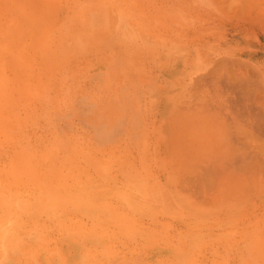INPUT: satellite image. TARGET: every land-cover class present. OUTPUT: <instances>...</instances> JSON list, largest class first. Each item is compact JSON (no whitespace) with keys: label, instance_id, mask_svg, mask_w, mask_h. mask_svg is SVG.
<instances>
[{"label":"rangeland","instance_id":"obj_1","mask_svg":"<svg viewBox=\"0 0 264 264\" xmlns=\"http://www.w3.org/2000/svg\"><path fill=\"white\" fill-rule=\"evenodd\" d=\"M33 1L0 0V264L46 263L55 246L74 247L71 262L80 247L88 262L113 261L136 245L131 231L173 247L177 238L154 232L221 230L208 222L222 217V190L202 176L205 143L182 148L174 124L205 117L208 86L224 72L256 80L247 64L207 57L225 38L208 30L207 13L237 17L244 0ZM240 29L264 53L257 25ZM163 119L166 141L149 122ZM130 164L142 179L126 185ZM192 240L224 244L221 233Z\"/></svg>","mask_w":264,"mask_h":264},{"label":"crops","instance_id":"obj_2","mask_svg":"<svg viewBox=\"0 0 264 264\" xmlns=\"http://www.w3.org/2000/svg\"><path fill=\"white\" fill-rule=\"evenodd\" d=\"M244 1L247 3L246 0ZM242 10L239 11L237 17L229 18L220 16V13L213 16L207 13L206 27L208 30L213 26V34H217L220 30L223 31V35L225 33L220 51L216 52L213 49L207 57L208 60L212 58L213 61L217 59L224 62L237 61L247 64L253 68L250 70L253 73L249 71L248 78L256 80L248 81L247 85L243 86L242 82L239 84L226 81L227 76L224 72L223 80L219 81L218 85H215V80L213 81L212 92L210 91L211 86H208V94L212 93L213 96L206 104L205 117L196 115L191 119H180L179 123L174 124L173 137L176 141L180 140L182 148L188 142L194 146L198 143H205V154L202 156L208 159V168H211L212 163V168L215 170L214 166L220 161L221 167H224V170H221L223 172L222 184L215 185L214 177V186L208 185L210 190L215 188L222 190V217L211 219L208 216V222L221 221L222 229L206 232L187 229L166 231V233L160 230L154 232L158 236L169 234L165 237L177 238L178 240L175 241L177 245L173 247H152L148 241L149 233L151 234L152 231L136 230L131 231L136 238V245L131 247L132 251L126 257L121 256L113 261L88 262L82 257L85 252L81 250H85V247H80L79 261L71 262L70 255L77 253L73 251L76 249L69 246H55L52 249L53 253L57 254L56 258L46 263L36 264H264L262 261V255H264V121H262L264 120V53L260 51L258 42L253 43L251 40L245 42V38L241 36L240 25L246 15V11ZM197 20L199 21V18ZM200 21L202 22V18ZM213 77H215V71ZM224 87L227 90H224ZM149 122L154 125L155 136L161 137L162 135L163 140L166 141L167 129L165 128L171 124H168L165 119L158 123L151 122V120ZM228 129L232 132L230 133ZM196 156L198 157V154ZM225 166H229L228 171ZM214 170L213 176L215 175ZM199 233L207 234L208 237L221 233L224 244L218 247L203 245L198 240H192V237H198ZM188 237L190 240L186 239Z\"/></svg>","mask_w":264,"mask_h":264},{"label":"bare ground","instance_id":"obj_3","mask_svg":"<svg viewBox=\"0 0 264 264\" xmlns=\"http://www.w3.org/2000/svg\"><path fill=\"white\" fill-rule=\"evenodd\" d=\"M36 1V0H35ZM35 1H33L34 3H35ZM232 1H235V0H232ZM247 1V3L245 4V3H243V2H241V1H239L238 2V4H240V2H241V7L243 6L244 7V5H242V3L243 4H245V6L246 7H242L241 9H243V10H245L246 11V15L244 16V19H243V22L245 23V22H248V23H250V24H254V25H257V27H258V31L260 32L259 33V35H260V37H261V45L262 46H264V0H246ZM32 2V3H33ZM31 3V4H32ZM60 3V2H59ZM237 2H235V4H236ZM47 4V3H46ZM234 4V3H233ZM232 4V5H233ZM34 5V4H33ZM39 5V4H38ZM43 5H45V4H43ZM48 5V4H47ZM50 5V4H49ZM51 6V5H50ZM237 6V5H236ZM239 6V5H238ZM44 7H46V5L44 6ZM36 8H37V6H36ZM47 8V7H46ZM38 9V8H37ZM45 8H43V10H44ZM93 9V8H92ZM255 9V11L253 12V10ZM40 10V9H39ZM107 10V9H106ZM108 10H109V8H108ZM242 10V11H243ZM245 11H243V12H245ZM34 12H35V10H34ZM76 12H77V10H76ZM31 14V13H30ZM40 14V13H39ZM72 14V13H71ZM244 14V13H243ZM27 15H28V13H27ZM72 16V15H71ZM70 16V17H71ZM75 16V15H74ZM70 19V18H69ZM73 19V18H72ZM71 19V20H72ZM29 20H30V18H29ZM28 20V21H29ZM78 21V20H77ZM41 22V21H40ZM33 23V22H32ZM74 23H75V21H74ZM24 24H27V23H24ZM23 24V25H24ZM31 24V23H30ZM41 24V23H40ZM33 26H36V25H34V23L32 24ZM31 25V26H32ZM46 25V24H45ZM42 26H38V28H41ZM49 27H51V26H49ZM36 27H34L33 29H35ZM45 28H47V26L46 27H44V28H42V31H45L46 29ZM45 29V30H44ZM29 31V30H28ZM33 31V30H32ZM34 31H36V30H34ZM39 30H37L36 32H38ZM27 32V31H26ZM30 33H34V32H30ZM81 33H83L82 32V30H81ZM88 33V32H87ZM39 34H41L40 32H39ZM25 35V34H24ZM36 35H37V33H36ZM93 35V34H92ZM27 36V35H26ZM26 36H24L25 38H26ZM30 36L32 37V35L30 34ZM7 37V36H6ZM35 37H37V36H35ZM35 37H33V39L35 38ZM9 38V37H8ZM17 39H19V38H17ZM257 39H258V37H257ZM23 40V39H22ZM82 40V39H81ZM86 40V39H85ZM31 41H32V38H31V40L29 41V44L31 43ZM247 66V65H246ZM23 67V66H22ZM249 68H251L250 66H249ZM250 70H252V69H246V70H244L245 71V73H244V76H247L248 74H249V71ZM251 72V71H250ZM255 72V71H254ZM251 73H253V72H251ZM251 75V74H250ZM246 80V79H245ZM244 80V81H245ZM241 81V80H240ZM239 83V82H238ZM237 83V84H238ZM246 84V82H242V84ZM240 84V83H239ZM244 84H243V86H244ZM227 85V84H226ZM232 85V84H231ZM237 86V85H236ZM241 86V85H240ZM234 87V86H233ZM226 88L224 87V90H225ZM230 89H234V88H230ZM257 89V88H256ZM227 90V89H226ZM231 90V91H232ZM234 90H236V89H234ZM229 92V91H228ZM223 93V92H222ZM230 94V93H229ZM250 94V93H249ZM253 96V95H252ZM255 96V95H254ZM253 96V97H254ZM247 97V96H246ZM261 98V97H260ZM232 99V98H231ZM235 99V98H234ZM251 99V98H250ZM260 100V99H259ZM229 101V100H228ZM256 101V100H255ZM254 101V102H255ZM258 101V100H257ZM230 102V101H229ZM249 103V102H248ZM250 104V103H249ZM244 105V104H243ZM248 105V104H247ZM230 107V106H229ZM243 107V106H242ZM228 108V107H227ZM241 108V107H240ZM245 108V107H244ZM224 109V108H223ZM242 109V108H241ZM230 110V109H229ZM236 110V109H235ZM240 111V110H239ZM243 112V111H242ZM241 113V112H240ZM249 113V112H248ZM233 114V113H232ZM249 115H251L252 116V114H250L249 113ZM250 116V117H251ZM261 119V118H260ZM227 120V119H226ZM231 120V119H230ZM229 120V121H230ZM228 121V120H227ZM262 121H264V120H262ZM230 125V124H229ZM235 125V124H234ZM232 127H233V125H231ZM228 127V126H227ZM231 128V127H230ZM227 129V128H226ZM229 130V129H228ZM238 130V129H237ZM244 130V129H243ZM230 131V130H229ZM232 131H230V133H231ZM243 133V132H242ZM247 133V132H246ZM234 134V133H233ZM241 134V133H240ZM248 135V134H247ZM227 136V135H226ZM229 136H231V135H229ZM243 136V135H242ZM228 138V137H227ZM231 139V138H230ZM223 140H225L224 138H223ZM237 140H239V139H237ZM230 141V140H229ZM232 141H234V140H232ZM212 146V145H211ZM210 146V147H211ZM228 146H231V145H228ZM262 147V146H261ZM176 148V147H175ZM233 148V147H232ZM177 149H178V147H177ZM176 149V150H177ZM227 149V148H226ZM234 149H235V147H234ZM230 150H233V149H231L230 148ZM258 150V149H257ZM235 152V151H234ZM236 152H237V150H236ZM243 152V151H242ZM176 153V152H175ZM230 153V152H229ZM239 153V152H238ZM171 153H169V155H170ZM180 154H181V152H180ZM180 154H179V156H180ZM236 154V153H235ZM166 155V154H165ZM182 155V157L184 156L183 154H181ZM202 154H200V156H201ZM230 155V154H229ZM253 155V154H252ZM171 157L173 156L172 154L170 155ZM191 156V155H190ZM193 156V155H192ZM198 156H199V154H198ZM207 156V155H206ZM249 156L251 157V155L249 154ZM165 157H167V155L165 156ZM187 157H189V156H187ZM205 157V156H204ZM208 157V156H207ZM156 159H157V157H156ZM186 159V158H185ZM225 159V158H224ZM249 159V158H248ZM180 160H183V158L181 159V157H180ZM216 160V159H215ZM226 160H227V158H226ZM178 161V160H177ZM177 161H175L176 163H177ZM186 161V160H185ZM210 161V160H209ZM232 161H233V159H232ZM242 161V160H241ZM249 161V160H248ZM187 162V161H186ZM202 162V161H201ZM210 162H212V161H210ZM213 162L215 163V161L213 160ZM227 162V161H226ZM169 162L168 161H166V159L163 161V164H162V166L161 165H159V167H160V169H161V171H163L164 173H165V175H167L166 174V169H167V164H168ZM229 163H231V162H229ZM228 163V164H229ZM236 163V162H235ZM238 163V162H237ZM251 163V162H250ZM182 164L184 165V161L182 162ZM239 164V163H238ZM255 164H257V163H255ZM177 165V164H176ZM186 166H188V165H186ZM199 166V165H198ZM206 168H203V170L204 171H206V174H205V172H203V175H202V173H201V175L204 177L205 175V178H206V181L207 180H209L208 178H211V177H213V178H211V179H214V177H215V175H217V174H219V173H221V171L219 172L218 171V169H216V170H214V168H208L209 167V165H204ZM203 166V167H204ZM216 166V165H215ZM214 166V167H215ZM245 166V165H244ZM260 166V165H259ZM201 167V166H200ZM225 167H227L226 168V170L228 171V168H229V166H225ZM224 167H222V169H223ZM256 168H258V166L256 167ZM179 169H180V167H179ZM187 169H188V167H187ZM193 169V168H192ZM200 169V168H199ZM242 169V168H241ZM201 170V169H200ZM202 170V171H203ZM213 170H214V176H212V175H209L211 172H213ZM224 170V169H223ZM249 170V169H248ZM258 170V169H257ZM169 171V170H168ZM199 171V170H198ZM211 171V172H210ZM241 171V170H240ZM246 171V170H245ZM180 172V171H179ZM200 173V172H199ZM223 173V172H222ZM221 173V174H222ZM228 173V172H227ZM237 173H239L238 172V170H237ZM178 174V173H177ZM182 174H184V173H182ZM213 174V173H212ZM220 174V175H221ZM207 175H209V177L207 176ZM230 175V174H229ZM176 176V175H175ZM178 176L179 175H177V179H178ZM182 176V175H181ZM184 176V175H183ZM201 176V181L202 180H204V179H202L203 177ZM211 176V177H210ZM171 177V176H170ZM223 177V176H222ZM147 178H148V176H147ZM191 178H193V176L191 177ZM123 179V181H125V184L126 185H133L132 183H131V181H135L136 179L139 181V182H141L140 180L142 179V176L139 174V172H138V170H137V168L134 166V164H130V171L126 174V176L124 177V178H122ZM170 179V178H169ZM184 179L185 178H183V180H182V178H181V181H184ZM187 179H188V177H187ZM210 179V180H211ZM218 180H216V182H219L220 181V179L221 178H217ZM145 180H147V179H145ZM180 180V179H179ZM189 183L191 184H193L194 182H192V179H190L189 178ZM195 180V179H194ZM200 179H198V181H197V176H196V180H195V184H196V181H197V185L199 186L200 184L202 185V182H200L199 181ZM205 181V182H206ZM177 182V181H176ZM205 182H203V184L204 185H207V182L205 183ZM172 183V182H171ZM171 183H169V184H171ZM178 183V182H177ZM198 183H200V184H198ZM137 185V184H136ZM212 185V184H211ZM214 186V185H213ZM211 187V186H210ZM217 187V186H216ZM208 188V187H207ZM206 188V189H207ZM205 189V190H206ZM192 190V189H191ZM190 190V191H191ZM109 191V190H108ZM82 191L80 190V193H81ZM195 192V191H194ZM121 193V192H120ZM128 193V192H127ZM152 193V192H151ZM201 193V192H200ZM77 194V193H76ZM79 194V193H78ZM86 194V193H85ZM100 194V193H99ZM187 194V193H186ZM88 195V194H87ZM94 195V194H93ZM153 195V194H152ZM166 195V194H165ZM163 196V198L164 197H166V196ZM132 196V195H131ZM99 197V196H98ZM130 197V196H129ZM132 197H135L134 195L132 196ZM135 198H138L139 199V197L138 196H136ZM146 201L148 200V198L147 199H145ZM204 200V199H203ZM202 200V201H203ZM195 201V200H194ZM161 202V201H160ZM167 202L168 201H166V204H167ZM201 202V201H200ZM151 203V202H150ZM153 203H156V202H153ZM141 205H142V203H140ZM168 204H170V202L168 203ZM167 204V206H169ZM193 204V203H192ZM11 205V204H10ZM13 205V204H12ZM150 205V204H149ZM160 205V204H159ZM164 205V204H163ZM172 205V204H171ZM195 205V204H194ZM144 206H146V204L144 205ZM165 206V205H164ZM11 206H9V208H10ZM171 207V206H170ZM17 208V207H16ZM7 209H8V207H7ZM148 209H150V206H149V208ZM175 209V208H174ZM7 212H8V210H7Z\"/></svg>","mask_w":264,"mask_h":264}]
</instances>
